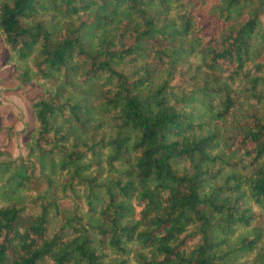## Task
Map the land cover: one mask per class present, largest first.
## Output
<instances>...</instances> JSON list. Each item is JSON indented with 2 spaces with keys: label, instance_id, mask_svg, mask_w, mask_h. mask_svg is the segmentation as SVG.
Here are the masks:
<instances>
[{
  "label": "trees",
  "instance_id": "trees-1",
  "mask_svg": "<svg viewBox=\"0 0 264 264\" xmlns=\"http://www.w3.org/2000/svg\"><path fill=\"white\" fill-rule=\"evenodd\" d=\"M263 17L0 0L7 63L39 89L27 156L0 148V264H264Z\"/></svg>",
  "mask_w": 264,
  "mask_h": 264
},
{
  "label": "rangeland",
  "instance_id": "rangeland-1",
  "mask_svg": "<svg viewBox=\"0 0 264 264\" xmlns=\"http://www.w3.org/2000/svg\"><path fill=\"white\" fill-rule=\"evenodd\" d=\"M264 22V17L262 18ZM8 52L0 34V148L6 158L26 157L25 141L34 126L30 103L39 89L33 85L23 86L14 74V66L7 63Z\"/></svg>",
  "mask_w": 264,
  "mask_h": 264
}]
</instances>
